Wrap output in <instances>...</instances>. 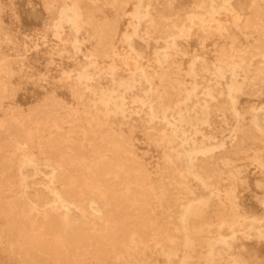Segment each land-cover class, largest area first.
<instances>
[{
  "label": "bare ground",
  "instance_id": "6f19581e",
  "mask_svg": "<svg viewBox=\"0 0 264 264\" xmlns=\"http://www.w3.org/2000/svg\"><path fill=\"white\" fill-rule=\"evenodd\" d=\"M40 1L26 14L42 24L37 43L21 38L16 0H0V246L20 264H253L264 213L239 196L231 182L247 168L231 162L256 156L247 145L264 150V105L240 106L264 97V0L176 12L175 0ZM215 37L214 60L183 67L192 40L206 53ZM34 52L59 83L29 71ZM228 115L230 138L201 132L231 127ZM137 129L164 149L156 176L135 152Z\"/></svg>",
  "mask_w": 264,
  "mask_h": 264
},
{
  "label": "rangeland",
  "instance_id": "374dc122",
  "mask_svg": "<svg viewBox=\"0 0 264 264\" xmlns=\"http://www.w3.org/2000/svg\"><path fill=\"white\" fill-rule=\"evenodd\" d=\"M7 1V0H4ZM255 0H242V2L244 3V8L246 9V11H249V5L254 2ZM193 3V0H175L172 3V9L175 10V12L183 7V6H191ZM16 4L18 6V8L20 9L22 15H23V19L25 20V28L23 29V37H26L27 40H36L37 43H41L42 41L39 40L36 35L39 34L42 30V24L41 22H34L30 19L27 18L26 14L29 11V7L31 6H35L38 9H41V1L40 0H16ZM163 7V6H161ZM164 8V7H163ZM166 9V8H165ZM132 11V8L131 10ZM107 12H109V10H107ZM131 21L129 20V17H126L125 20V24L128 26L125 27V30L128 29L129 30V25H130ZM127 31V30H126ZM50 39H52L50 37ZM196 41V40H195ZM221 40L218 37L209 39L208 44L209 46L207 47V49L205 50L206 53L200 51L199 47L197 46L196 42H194V40H192L191 42V48H190V55L184 57L185 59L182 60L183 62V67H187L188 66V59L191 58L194 55H198V56H204L206 57L208 60L212 61L215 59V55L212 53V51L214 50V45L216 43H219ZM157 45H161L160 43L156 44L154 41L151 42L150 45V49L148 50L149 52H152L154 50V48ZM46 47L45 46H41L40 50L45 51ZM31 58H37L39 59V62L36 64V66L32 69H30L29 71L35 75H45L50 77V82L52 84H57L59 83L62 75L59 73V71H57L56 69V65H51V66H47L46 65V61H45V57L43 55V52H41L39 55H35V52L30 56ZM56 58L57 61L58 57L54 56ZM152 56H150L151 58ZM78 59H81V55H77ZM73 59L69 60V63H66L65 66L66 68H68L69 70L74 68V65L72 64ZM103 65V64H102ZM187 82V81H185ZM189 83V81L187 82V84ZM51 84V85H52ZM38 91L36 88H34L31 84L26 86V94L24 95H20L19 99L20 101L23 103V105L25 107H29L31 105V101H33L35 99L33 92ZM56 96L59 99L64 100L66 103L68 104H73L74 100L72 99V97L69 95V93L62 89V90H58L56 92ZM173 98H176V96H173ZM257 105L259 106H263L264 105V97L261 98H241V105L242 107H247L248 105ZM228 122L231 124V127H227L224 125V123H218L221 124L218 126V128H214L213 129H208V128H204L203 130H201L202 133H204L205 135H207L208 133L213 134L215 137L217 138H230L231 137V128H234L236 126V124L231 121V116L228 115ZM227 128H230L229 130ZM135 135H134V144L136 146V154L139 156H145L146 157V164L148 165L149 168H151L152 171V175L156 176L157 174H159V172L162 171L163 168H165V164L163 162L162 156H163V147L162 146H153V145H149L148 141L146 139L145 136V132H142L141 129H137L135 131ZM246 148L249 149H255V150H259L256 151V153L261 152V154H256V156H254V151L250 150L249 153H251V156L249 157V159H245V160H238V161H234L231 162V166L232 167H236V166H244L245 168H247V172L246 173H242L239 174L237 173L236 176L238 177L237 179H235L233 182L239 191V196L245 200L246 204L248 206H250L251 208L254 209L255 212H257L259 214L258 217H261L264 213L263 209L261 208V206L259 205V203L256 201V197L258 196L259 198L264 197V172L260 171L257 166L258 164H264V150L260 151L261 149H263V146L259 145V144H250L247 145ZM252 156H254V158H256L257 160H253L251 159ZM219 168L222 170V172H225V174L223 175L224 177H227L229 175V168L225 167L222 163L219 164ZM236 173V172H235ZM241 177H246V179L241 178ZM227 182L224 183H229L228 180H226ZM262 184V187H258L257 184L258 183ZM171 197H174V193H171ZM253 242V243H252ZM249 245H254L255 240L254 241H249L248 242ZM0 264H20L19 260H17V258L12 255L10 253V250L8 248V246L6 244H4L3 246H0ZM253 264H264V253L263 251H260L259 254H257V256L254 258V262Z\"/></svg>",
  "mask_w": 264,
  "mask_h": 264
}]
</instances>
